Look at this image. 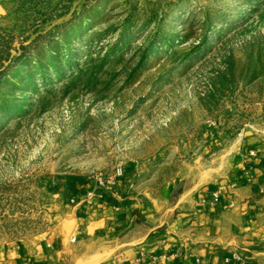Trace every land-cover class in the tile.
Masks as SVG:
<instances>
[{
  "label": "rangeland",
  "instance_id": "rangeland-1",
  "mask_svg": "<svg viewBox=\"0 0 264 264\" xmlns=\"http://www.w3.org/2000/svg\"><path fill=\"white\" fill-rule=\"evenodd\" d=\"M259 130L264 0H0V252L95 173L172 200Z\"/></svg>",
  "mask_w": 264,
  "mask_h": 264
},
{
  "label": "crops",
  "instance_id": "crops-1",
  "mask_svg": "<svg viewBox=\"0 0 264 264\" xmlns=\"http://www.w3.org/2000/svg\"><path fill=\"white\" fill-rule=\"evenodd\" d=\"M237 149L215 180L172 184V200L150 198L124 176L115 196L90 207L78 201L85 181L44 240L4 249L0 264H255L264 242V130L242 133ZM251 149L255 157L245 154Z\"/></svg>",
  "mask_w": 264,
  "mask_h": 264
},
{
  "label": "built area",
  "instance_id": "built-area-1",
  "mask_svg": "<svg viewBox=\"0 0 264 264\" xmlns=\"http://www.w3.org/2000/svg\"><path fill=\"white\" fill-rule=\"evenodd\" d=\"M249 157H255L256 152L254 150H247L245 153ZM121 172H117L114 177H106L103 173H95L87 178L88 187L81 194L78 201L84 202L86 205L93 207L103 200L105 195L115 196L117 194V185L119 184V177ZM218 200V195L215 194L212 198V202ZM72 203L76 201L75 198L70 200Z\"/></svg>",
  "mask_w": 264,
  "mask_h": 264
}]
</instances>
